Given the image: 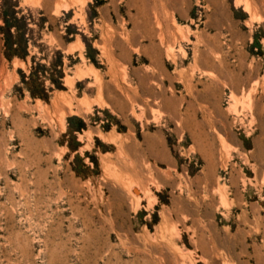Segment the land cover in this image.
Masks as SVG:
<instances>
[{
    "label": "rangeland",
    "instance_id": "1",
    "mask_svg": "<svg viewBox=\"0 0 264 264\" xmlns=\"http://www.w3.org/2000/svg\"><path fill=\"white\" fill-rule=\"evenodd\" d=\"M0 264H264V0H0Z\"/></svg>",
    "mask_w": 264,
    "mask_h": 264
}]
</instances>
